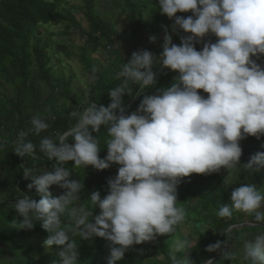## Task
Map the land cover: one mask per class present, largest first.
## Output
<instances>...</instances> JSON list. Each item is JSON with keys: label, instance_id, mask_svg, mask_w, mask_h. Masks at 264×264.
I'll return each mask as SVG.
<instances>
[{"label": "clouds", "instance_id": "obj_1", "mask_svg": "<svg viewBox=\"0 0 264 264\" xmlns=\"http://www.w3.org/2000/svg\"><path fill=\"white\" fill-rule=\"evenodd\" d=\"M156 3L162 15L175 18L173 30L189 35L176 45L166 33L159 58L147 50L133 52L118 74L121 83L108 92L111 102L107 107L97 109L92 103L81 113L72 112L77 119L74 126L56 134L55 140H40L39 150L49 161H56L52 171L36 174L34 169L24 168L22 172L30 180L27 188L35 189L40 198L37 202L20 195L22 198L12 205L23 218L19 228L30 230L38 221L48 233L45 247H56L61 264H78L75 235L83 240L98 237L108 241L107 264H118L133 245L171 236L186 215L177 202L180 181L192 174L237 169L242 155L240 141L247 136H264V68L252 59L264 56V0ZM188 12L192 15L187 18L177 16ZM208 34H213L216 42L197 51L194 42ZM150 42H155V37ZM157 64L177 73L171 85L145 95L135 112L118 116L123 113L122 97L132 94L131 85H138L141 91L154 85L153 66ZM30 124L15 141L14 153L21 158L33 156L36 150L27 136H39L50 127L38 115ZM102 127L109 137L103 159L93 135ZM3 148L0 144V150ZM70 161L73 167L91 166L97 171L118 165L117 175L108 181V194L101 199L98 191L93 192L88 208L72 206L81 201L83 185L69 180L70 170L65 165ZM254 166L264 167V153L252 156L244 168L252 172ZM51 186L62 189L63 194L54 196ZM230 200V206L218 209L220 218L230 220L235 211L252 217L256 225H264V191L243 184L231 193ZM92 206L100 212L90 222ZM65 215L71 219V227L64 225ZM189 243L175 242L169 252L170 264H192L177 256ZM222 247L218 241L205 251L217 252ZM221 256L233 261L238 254L228 250L221 251ZM242 259L246 264H264V232L244 242ZM203 264L214 262L206 259Z\"/></svg>", "mask_w": 264, "mask_h": 264}, {"label": "trees", "instance_id": "obj_2", "mask_svg": "<svg viewBox=\"0 0 264 264\" xmlns=\"http://www.w3.org/2000/svg\"><path fill=\"white\" fill-rule=\"evenodd\" d=\"M60 1L0 0V144L4 145L0 150V264H61L56 255V247H45L44 241L48 233L38 221L30 230L19 228L23 218L16 213L12 205L22 198L20 195L29 196L37 202L40 198L35 189L27 188L30 180L24 178L22 172L24 168H32L36 174L52 171L56 161H49L39 150L40 140L44 137L55 140L56 134L64 133L74 126L77 119L70 115L72 112L81 113L92 103L97 105V109L99 106L107 107L111 102L108 92L121 83L118 74L124 63L130 61L133 52L147 50L156 58H159L162 52H154L151 46L141 43L139 37L145 28L144 24L150 25L151 30L155 31L166 19V16L159 12L156 0H123V3H120L121 0H113L116 7L128 13L131 31L127 40L121 38L112 24L96 14V0H82L88 31L81 32L84 44L81 47L80 59L83 60L91 81L88 84L86 99L79 100L80 98L70 94V80L56 76L49 65L55 53L51 52V36L46 34L48 25L66 23V29L75 26L69 11L58 8ZM190 15L191 12L177 13V16L184 18ZM174 19L170 20L174 22ZM182 34L184 35V32ZM206 37L198 43L194 42L197 51L202 50ZM175 41L180 43L181 37H175ZM215 42L214 36L209 43ZM101 53L113 56V61L108 66L90 68L89 55ZM252 59L264 68V56ZM160 67L158 64L154 65L153 72ZM176 76L177 73L165 68L151 88L141 91L138 85H131L132 94L122 97L123 109L132 102L124 115L135 112L145 95L156 94L158 89L170 86ZM36 81L47 87L48 92L45 95ZM199 94L207 97L202 90ZM34 115L45 118L50 127L39 136L32 133L27 136L26 139L36 146V150L33 156L26 155L21 158L14 153L17 134L31 128L30 120ZM93 135L97 137L101 148L99 158L103 159L107 155V130L102 127L100 132ZM68 139L69 144L73 143L71 137ZM242 140L250 146L243 150L238 165L244 178L241 184L250 183L258 191L264 190V167L254 166L252 172L244 168L252 156L264 153V150H258L254 146L264 142V136L260 139L247 136ZM65 167L70 170L69 180H78L83 185L81 201L72 206L85 208L91 206L89 197L93 192L98 191L101 199L108 194V181L115 178L119 168L113 164L108 169L97 171L91 166L85 169L73 167L71 161L67 162ZM223 171L222 168L217 173L192 174L183 178L177 187L178 206L185 211V221L196 224L200 221L197 212H206L208 217L205 220L214 234L213 237L200 235L199 241L190 252L192 264H203L206 259H212L214 264H246L242 259L244 234L264 232V225H256L252 217H244L243 213L234 211L230 220L217 215L221 206L231 205L230 197L234 191L223 179ZM49 191L54 196L63 194V190L57 186H51ZM89 210L92 213L89 218L91 222L100 210L95 206ZM245 219L255 226H243L238 230L233 229L228 235L225 234L229 227L242 224ZM62 220L66 227H71L72 221L67 215L62 217ZM69 234L71 236V233ZM27 236L36 239V245L23 243ZM165 238L166 236L156 237L153 240L154 245L144 242L131 246L118 264H170L171 240ZM72 239L78 243V264H107L108 241L98 237L83 240L79 235L72 236ZM218 241L223 246L221 251L236 252L237 259L227 261L222 259L221 251H205L209 245ZM137 250L157 254L164 257L165 261H136L133 252ZM177 256L182 258L184 253H177Z\"/></svg>", "mask_w": 264, "mask_h": 264}, {"label": "rangeland", "instance_id": "obj_3", "mask_svg": "<svg viewBox=\"0 0 264 264\" xmlns=\"http://www.w3.org/2000/svg\"><path fill=\"white\" fill-rule=\"evenodd\" d=\"M120 3H123V0H121ZM58 8L60 10L69 11L70 18L73 19L75 26L71 27V29H66V23H52L48 25L46 34L51 36V52L55 53V56L51 58L49 65L52 68V72L56 76H61L65 80H70L69 91L72 96L80 98L79 100L86 99L89 88L88 84L91 81V77L88 75L89 73L86 66L84 65V62H82L83 60L80 59L81 47L84 44V37L81 35V32L87 33L88 31L87 21L85 19V6L82 0H61ZM95 12L99 17H102L105 22L112 24L115 31L121 36L122 39L127 40L131 31V27L128 19V13L126 11L116 7L113 3V0H96ZM143 22H145V19ZM173 24L174 22H172L168 17H166V19L155 31L151 30L150 25L144 24L145 28L139 34L140 42L151 46V49L154 52H159L163 50L162 45L164 42V36L167 33L171 36L172 43L179 45L180 43L175 41V37H185L187 34L184 33L183 35V31L173 30ZM151 37H155V42H150ZM112 57L113 56L107 55L105 53H101L100 55H89L90 68H98L102 65L108 66L113 61ZM36 83L45 95L48 92L47 87L40 81H36ZM67 103L70 107L72 106L69 102ZM262 145H264V142L254 146L258 150H264ZM249 146L250 144H246L244 140L240 141L242 153L243 150ZM223 179L231 188L235 190L242 185L241 181L244 178L241 170L238 167L237 169L231 170L224 169ZM259 191L264 190L260 189ZM197 217L200 219L198 223H187L184 220L176 227V232L174 234L171 236H166L165 238V240H171L169 250L173 248L177 240L189 241L190 243L188 249L185 250L184 256L182 258H186L190 261L192 259V254L190 253L191 249L196 244V241H199L198 238L200 235H206L208 237L214 236L212 229L207 223V220H205V218L208 217L207 213L198 211ZM244 217H246L245 214ZM243 226L253 227L255 224L250 223L249 220L245 219L242 224L236 225L233 227V229L238 230ZM232 230H229V232ZM257 234L258 233H245L243 237V244L246 240L254 239ZM36 242V239L29 236H27L23 241L25 244L32 245H36ZM146 243L154 245V241H149ZM133 256L134 260L136 261L141 260L148 263L165 261V258L162 256L148 252L145 253L138 250L133 252Z\"/></svg>", "mask_w": 264, "mask_h": 264}, {"label": "water", "instance_id": "obj_4", "mask_svg": "<svg viewBox=\"0 0 264 264\" xmlns=\"http://www.w3.org/2000/svg\"><path fill=\"white\" fill-rule=\"evenodd\" d=\"M213 37H214L213 34H209V35H207V37H206V41H205V44H206V43H209V41H210ZM164 71H165V68L160 67L156 72H154V73H155V77H154V81H155V82H154V83H156V81H157L159 75L162 74V72H164ZM131 103H132V102H131ZM131 103H130V104H131ZM130 104L127 105V106L123 109V113H118V116L121 115V114L124 115L125 112L129 109ZM232 227H234V226L229 227V228L226 230V233H228V231H229L230 229H232Z\"/></svg>", "mask_w": 264, "mask_h": 264}]
</instances>
